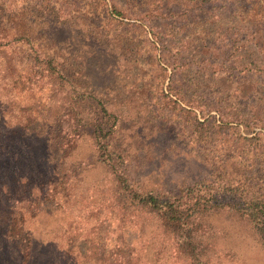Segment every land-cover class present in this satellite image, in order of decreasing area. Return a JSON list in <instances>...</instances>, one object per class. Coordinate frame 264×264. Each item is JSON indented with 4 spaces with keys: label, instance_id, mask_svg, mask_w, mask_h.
I'll return each instance as SVG.
<instances>
[{
    "label": "rangeland",
    "instance_id": "obj_1",
    "mask_svg": "<svg viewBox=\"0 0 264 264\" xmlns=\"http://www.w3.org/2000/svg\"><path fill=\"white\" fill-rule=\"evenodd\" d=\"M97 100L117 115L111 144L143 188L208 177L264 190V172L234 145L264 139V0H0V112L27 128L60 121L41 160L48 181L11 216L42 239L59 231L66 264H190L172 234L117 202L91 129L79 138L71 127ZM200 232L210 243L201 258L264 264V245L236 212L204 213Z\"/></svg>",
    "mask_w": 264,
    "mask_h": 264
},
{
    "label": "trees",
    "instance_id": "obj_2",
    "mask_svg": "<svg viewBox=\"0 0 264 264\" xmlns=\"http://www.w3.org/2000/svg\"><path fill=\"white\" fill-rule=\"evenodd\" d=\"M51 72L56 75L52 76L56 95L61 89L58 82L61 77L59 71ZM89 97L87 95L84 100H90ZM69 103L75 105L76 102ZM240 104L245 105L243 101ZM111 109L104 101L97 100L89 118L84 117L83 110L79 109L70 116V121L71 127L75 126L78 131L79 138L84 135L81 132L85 127L91 129V139L96 147L95 158L100 164L111 168L116 186L115 198L119 204L128 210L144 213L155 220L163 231L172 234L177 249L189 258L190 264H213L209 257L200 256L205 255L201 250L209 243L208 238L203 242L200 232L204 213L218 210L236 212L253 225L264 245V190L259 191L252 184L243 186L238 182L217 181L208 177L192 181L178 191L143 188L125 165V156L111 144L112 133L118 130V117ZM254 114L258 117L260 109L254 111ZM59 124V120H53L45 130L27 128L20 120H4L3 112H0V206L6 204L10 215L7 220L0 216V264H66V259L70 258L68 239L58 241L61 236L59 231L48 234L54 240V245L49 247L43 241L48 240V237L44 235L45 239H42L35 229L25 226L22 214H18V219L11 216L19 203L28 200L33 190L41 189L48 181L45 176L50 173L43 169L44 162L41 160L43 155L44 160H50L47 158L50 156L48 153L45 158L49 148L47 141ZM43 135L47 140L40 139ZM246 138L256 143L251 149H246L242 142L236 140L234 145L238 150L237 157L243 159L244 154H249L252 164L264 172V139L260 138L258 132L242 140ZM68 165L72 167L75 163L70 160Z\"/></svg>",
    "mask_w": 264,
    "mask_h": 264
}]
</instances>
